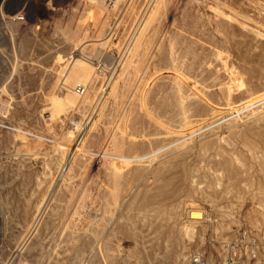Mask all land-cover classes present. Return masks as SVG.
<instances>
[{"label":"rangeland","instance_id":"1","mask_svg":"<svg viewBox=\"0 0 264 264\" xmlns=\"http://www.w3.org/2000/svg\"><path fill=\"white\" fill-rule=\"evenodd\" d=\"M43 2L0 39V264H264V0Z\"/></svg>","mask_w":264,"mask_h":264},{"label":"bare ground","instance_id":"2","mask_svg":"<svg viewBox=\"0 0 264 264\" xmlns=\"http://www.w3.org/2000/svg\"><path fill=\"white\" fill-rule=\"evenodd\" d=\"M100 2V1H99ZM102 2H103V0H102ZM101 2V3H102ZM118 2H120V1H118ZM129 1H127L126 2V4L128 3ZM163 2V1H162ZM124 3V2H123ZM130 3V2H129ZM160 3V2H159ZM119 4V3H118ZM128 5V4H127ZM159 5V4H158ZM130 6V5H129ZM128 7V6H127ZM102 8V7H101ZM112 9V8H111ZM129 9V8H128ZM103 10H104V8H103ZM213 10V9H212ZM217 9H215V10H213V12L214 11H216ZM121 11V10H120ZM218 11V10H217ZM125 12V11H124ZM123 12V13H124ZM220 12V11H219ZM226 12V11H225ZM229 12V11H228ZM227 12V13H228ZM231 12H233V11H231ZM215 13V12H214ZM217 13V12H216ZM218 15H219V13H217ZM221 15H223V14H221ZM240 15V14H239ZM144 16V15H143ZM174 17V16H173ZM187 17V16H186ZM223 17V16H222ZM225 17H227V16H225ZM224 17V18H225ZM142 21V20H141ZM236 21V20H235ZM234 21V22H235ZM246 21V20H245ZM136 22V21H135ZM168 22V21H167ZM197 22V21H196ZM171 23V22H170ZM200 23V22H199ZM250 23V22H249ZM212 24V23H211ZM239 24V23H238ZM242 25V24H241ZM240 25V26H241ZM244 26V25H243ZM248 26V24L246 25V27H244V30H246L247 28H249V26ZM167 27H168V25H167ZM170 27L172 28V26L170 25ZM242 27V26H241ZM150 28V27H149ZM191 28V27H190ZM246 28V29H245ZM252 28V27H251ZM250 28V30H252ZM168 29V28H167ZM167 29H165V30H167ZM173 30V29H172ZM30 31V30H29ZM169 31H170V29H169ZM247 31H249V29L247 30ZM165 32H167V31H165ZM249 32H251V31H249ZM147 34V33H146ZM166 34V33H165ZM170 34V33H169ZM176 34V33H175ZM6 35H9L10 37H12V39L14 38L13 37V33L11 32V29H9V26L7 25V24H5V27H3V28H1V30H0V39H3ZM25 35H27L28 37H26V36H23L24 38H30L31 36H30V33L28 32V33H25ZM179 35V34H178ZM168 36V35H167ZM206 36V35H205ZM175 37V36H174ZM178 37V36H177ZM164 38V37H163ZM173 38V37H172ZM197 38L199 39V37L197 36ZM185 39V38H184ZM215 39V38H214ZM224 39V38H223ZM30 40V39H29ZM104 40V39H103ZM106 40V39H105ZM162 41H163V39H162ZM169 41V40H168ZM14 42V41H13ZM137 42V41H136ZM197 42H199V41H197ZM213 42V41H212ZM225 42V41H224ZM15 43V42H14ZM169 43H171V42H169ZM168 43V44H169ZM217 43H219L218 41H217ZM146 44V43H145ZM156 44V43H155ZM81 45V44H80ZM86 45V44H85ZM177 45H178V43H177ZM181 45V44H180ZM219 45V44H218ZM135 46V45H134ZM175 46H176V44L174 45V48H175ZM154 48V47H153ZM170 48L171 47H169V50H170ZM179 48V47H178ZM219 48V47H218ZM148 49V48H147ZM103 50V49H102ZM172 50V49H171ZM153 51V50H152ZM176 51V50H175ZM186 51V50H185ZM81 52V51H80ZM178 52V51H177ZM143 53V52H142ZM183 53V52H182ZM171 54V53H170ZM169 54V55H170ZM185 54V53H184ZM188 54V53H187ZM171 57L173 56V54H171L170 55ZM185 56V55H184ZM204 56V55H203ZM151 57V56H150ZM150 59V58H149ZM132 60V59H131ZM181 61V60H180ZM151 62V61H150ZM149 62V63H150ZM210 62V61H209ZM86 63V62H85ZM148 63V64H149ZM161 63V62H160ZM173 65V64H172ZM150 66H151V64H150ZM234 66V65H233ZM236 66V65H235ZM84 67V66H83ZM146 68H147V66H146ZM143 69H144V67H143ZM161 70H162V68H160ZM93 70V69H92ZM141 70V69H140ZM159 70V69H158ZM175 70V69H174ZM136 71V70H135ZM138 71V70H137ZM163 71V70H162ZM167 71V70H166ZM230 71V70H229ZM87 72V71H86ZM93 72V71H92ZM95 72V71H94ZM145 72V71H144ZM157 71H155V73H156ZM164 72V71H163ZM168 72V71H167ZM171 72V71H170ZM226 72H227V70H226ZM85 73V72H84ZM146 73H147V69H146ZM173 73V72H172ZM175 73V72H174ZM177 73H180V72H177ZM182 74H184V73H182ZM139 75V74H138ZM167 75V74H166ZM174 75V74H173ZM172 75V76H173ZM185 75V74H184ZM183 75V76H184ZM83 76V75H82ZM87 76H89V75H87ZM175 76V75H174ZM177 76V75H176ZM181 76V75H180ZM228 76V75H227ZM230 76V75H229ZM237 76V75H236ZM142 77H143V75H142ZM141 77V78H142ZM172 78H174V77H172ZM184 78V77H183ZM217 78V77H216ZM220 78V77H219ZM83 79H85V78H83ZM130 79V78H129ZM158 79V78H157ZM164 79V78H163ZM225 79V78H224ZM223 79V80H224ZM240 79V78H239ZM167 79H165V81H166ZM176 80V79H175ZM177 80H179V77H178V79ZM191 80V79H190ZM211 80H214L213 79V77H212V79ZM219 80V79H218ZM234 80H236V79H234ZM84 81H86V80H84ZM179 81H181V80H179ZM183 81H185V79L183 80ZM183 81H181V82H183ZM238 81V80H237ZM240 81V80H239ZM133 82V81H132ZM146 82V81H145ZM172 82V81H171ZM178 82V81H177ZM187 82V81H186ZM192 82V81H191ZM240 82H242V81H240ZM240 82L238 83V84H240ZM174 83V82H173ZM184 84H185V82H183ZM221 83V82H220ZM223 83V82H222ZM242 84H243V82H242ZM186 85V84H185ZM191 85V84H190ZM244 85H245V83H244ZM113 86V85H112ZM115 86H117V85H114V87ZM125 86V85H124ZM131 86V85H130ZM193 86V85H192ZM203 86V85H202ZM223 86H225V85H223ZM114 87H113V89H114ZM138 87V86H137ZM146 87V86H145ZM176 87H178V86H176ZM243 87V86H242ZM201 88V87H200ZM256 88V87H255ZM133 89V88H132ZM140 89H142V88H140ZM227 89V88H226ZM115 90V89H114ZM136 90V89H135ZM198 90V89H197ZM246 90H248L247 89V87H246ZM141 91V90H140ZM144 91V90H143ZM180 91H181V88H180ZM179 91V92H180ZM194 91H195V89H194ZM227 91V90H226ZM126 92V91H125ZM137 92V91H136ZM142 92V91H141ZM188 92V91H187ZM193 92V91H192ZM217 92V91H216ZM86 93V92H85ZM123 93V92H122ZM225 93V92H224ZM263 93H264V91H263ZM262 93V95H257V97H253V98H255V99H252V100H246L247 102V104L245 105V106H248V105H250V104H252L254 101H256V100H259V99H264V94ZM115 94H116V92H115ZM136 94V93H135ZM226 94V93H225ZM261 94V93H260ZM134 95V94H133ZM141 95V94H140ZM186 95H187V93H186ZM200 95L202 96L203 94H201V91L200 92H198L197 93V91H196V93L194 92L193 93V95H191V96H193V98L194 99H196V100H199V99H202V97H200ZM205 95V94H204ZM225 96V95H224ZM232 96V95H231ZM255 96V95H254ZM114 97V96H113ZM141 97V96H140ZM159 97V96H158ZM204 97V96H203ZM130 98H132V97H130ZM180 98V97H179ZM189 98V97H188ZM223 98V97H222ZM227 98V97H226ZM230 98V97H229ZM252 98V97H251ZM250 98V99H251ZM122 99V98H121ZM120 99V100H121ZM207 99V98H206ZM205 99V100H206ZM247 99V98H246ZM133 100V99H132ZM139 100H142V99H140L139 98ZM180 100H182L183 101V99H180ZM190 100V99H189ZM188 100V101H189ZM224 100V99H223ZM129 101H130V99H129ZM181 101V102H182ZM185 101V100H184ZM207 101V100H206ZM209 101V100H208ZM262 101V100H261ZM133 102V101H132ZM257 102V101H256ZM263 102V101H262ZM209 103H210V105H212L211 104V102L209 101ZM226 103V102H225ZM227 103H229V101L227 102ZM255 103V102H254ZM261 103V102H260ZM222 104V103H221ZM257 104H259V103H257ZM181 105H183V102H182V104ZM215 105V104H214ZM145 106H146V104H145ZM230 106V105H229ZM231 106H233V105H231ZM236 106V105H235ZM255 106V105H254ZM253 106V107H254ZM125 107V106H124ZM182 107V106H181ZM207 107V106H206ZM209 107V106H208ZM221 107V106H220ZM251 107V106H250ZM183 108V107H182ZM189 108H191L192 109V106L191 107H189ZM184 109L186 110V104H185V106H184ZM183 109V110H184ZM190 109V110H191ZM209 109V111H212L213 112V115H215V114H221V111H222V108L220 109L219 107H216V106H212V107H209L208 108ZM237 108L235 107L234 108V110L237 112V110H236ZM249 109H251V108H249ZM147 110V109H146ZM183 110H182V112H183ZM184 110V111H185ZM193 110V109H192ZM261 110V109H260ZM240 111V110H239ZM251 111V110H250ZM191 112H193V111H191ZM223 112V111H222ZM252 112V111H251ZM123 113H124V111H123ZM122 113V114H123ZM188 113V112H187ZM239 113V112H238ZM238 113H236V114H238ZM121 114V115H122ZM151 114V113H150ZM150 114H149V112H147V115L149 116V118H150ZM182 114H184V112L182 113ZM202 114H204V115H207V110L206 109H204L203 110V112H202ZM223 114V113H222ZM253 114V113H252ZM120 115V116H121ZM125 115V114H124ZM235 116V115H234ZM238 116V115H237ZM245 116V115H244ZM124 117V116H123ZM215 117H216V115H215ZM239 117V116H238ZM118 118H119V116H118ZM148 118V119H149ZM152 118V121H153V118L154 117H151ZM203 118L204 117H202V120L201 121H205V120H203ZM229 118V117H228ZM246 118H248V117H246ZM128 119V118H127ZM155 119V118H154ZM194 119V118H193ZM208 119V118H207ZM211 119V118H210ZM209 119V120H210ZM241 119V118H240ZM151 120V119H150ZM184 120H185V116H184ZM242 120V119H241ZM248 120V119H247ZM250 120V121H249ZM248 120V122H254V121H258V123H255V124H253V125H249L248 127H247V129H248V131L249 132H251L252 133V135L254 134H257L258 136H264V126H260V124H259V122H261L262 120H264V116H262L261 114H253V116H252V118L251 119H249ZM123 121H124V119H123ZM158 121V120H157ZM157 121H155V122H157ZM201 121H198V123L199 122H201ZM244 121H245V119H244ZM160 122V121H159ZM159 122H157V123H159ZM195 122H196V118H195ZM216 121H213V122H207V123H201L200 125L196 122V124L198 125L197 127H199L200 129L198 130V131H196V132H198L199 133V131L201 130L202 131V129H204V127H205V125H209V127H210V125L211 124H213V123H215ZM222 122V121H221ZM236 122V121H235ZM124 123V122H123ZM125 123H126V121H125ZM163 122H161V124H162ZM220 123V122H219ZM131 124V123H130ZM129 124V125H130ZM133 124V123H132ZM164 124V123H163ZM162 124V125H163ZM184 124V123H183ZM195 124V125H196ZM217 124V123H216ZM258 124V125H257ZM124 125V124H123ZM127 125V124H126ZM148 125V124H147ZM161 125V126H162ZM176 125V124H175ZM186 125H187V123H186ZM190 125V124H189ZM194 125V124H193ZM194 125V126H195ZM230 125V124H229ZM233 125H235V123L234 124H231V127L229 128V129H232L234 126ZM117 126V125H116ZM157 126H159L158 124H157ZM164 126V125H163ZM167 127H169L168 125H166ZM188 126V125H187ZM166 127V128H167ZM175 127V126H174ZM186 127V126H185ZM193 127V126H192ZM208 127V128H209ZM114 128V127H113ZM116 128L117 127H115V131H116ZM135 128V127H134ZM161 128V127H160ZM163 128V127H162ZM162 128H161V130H162ZM188 128H190L189 126H188ZM124 129H125V127H124ZM123 129V130H124ZM127 129V128H126ZM174 130H175V128H173ZM207 129V128H206ZM135 130V129H134ZM155 130V129H154ZM177 130V129H176ZM214 130V129H213ZM224 130V129H223ZM222 130V131H223ZM113 131H114V129H113ZM114 131V132H115ZM146 131V130H145ZM200 131V132H201ZM221 131V130H220ZM112 132V131H111ZM196 132L194 133H191L189 130H187V133L185 134V138H187V139H192V137L196 134ZM116 133V132H115ZM115 133H113V135L115 134ZM111 135H112V133H111ZM118 135V134H117ZM108 136H110V134L108 135ZM115 136H116V134H115ZM112 137V142L115 144V146H114V148H117L118 150L119 149H121V150H123L121 147L122 146H120V145H124V142H123V144H119L118 142H119V140L116 138V137ZM121 136V135H120ZM129 136V135H128ZM210 136V135H209ZM212 136V135H211ZM118 137V136H117ZM124 137V136H123ZM133 137V136H132ZM129 138V137H128ZM130 138H131V136H130ZM193 138H196V137H193ZM223 138V137H222ZM254 138H256V137H254ZM119 139H122L123 140V138L122 137H120ZM188 140V141H189ZM224 140V139H223ZM222 140V141H223ZM226 140V139H225ZM106 141V140H105ZM110 141V140H109ZM121 141V140H120ZM128 141V140H127ZM132 141V140H131ZM181 141V140H180ZM221 141V140H220ZM107 142V141H106ZM179 142V141H178ZM177 142V143H178ZM190 142V141H189ZM110 143V142H109ZM176 143V142H175ZM206 143H208V142H206ZM112 144V143H111ZM111 144H108L109 146L111 145ZM174 144V143H173ZM227 144V143H226ZM76 145H77V141L76 142H74L73 143V148L71 149V152L69 153L71 156L72 155H74L75 153H76ZM107 145V146H108ZM171 146H173L172 144H170ZM175 145V144H174ZM112 146V145H111ZM111 146H110V148H111ZM183 146V145H182ZM181 146V147H182ZM190 146V145H189ZM200 146V145H199ZM76 147V148H75ZM124 147V146H123ZM170 147V146H169ZM107 148V147H106ZM109 148V149H110ZM184 149L186 148V147H183ZM189 148V147H188ZM199 148H201V147H199ZM112 149H113V146H112ZM116 149V150H117ZM129 149H131V148H129ZM118 150L117 151H115V150H112V151H115V152H117L118 153ZM120 150V151H121ZM108 151V150H107ZM107 151H106V153H107ZM110 151V150H109ZM119 151V152H120ZM130 151V150H129ZM174 151H176V153H177V150H173V152ZM209 151V150H208ZM219 151H220V149H219ZM115 152H113V153H115ZM170 152V151H169ZM112 152H109V155L111 154ZM256 153H258V152H256ZM103 154H105V153H103ZM108 154V153H107ZM116 154V153H115ZM124 154V153H123ZM165 154V153H164ZM163 154V155H164ZM231 154H233V153H231ZM86 155V154H85ZM116 155H120L119 153L118 154H116ZM154 155H156V154H154ZM166 155V154H165ZM173 155V154H172ZM171 155V156H172ZM198 155V154H197ZM103 156V155H102ZM106 156V155H105ZM111 156V155H110ZM114 156V155H113ZM112 156V157H113ZM168 156V154L166 155V157ZM176 156V155H175ZM107 157V156H106ZM112 157H109V158H112ZM115 157V156H114ZM146 157V156H145ZM165 156H164V159L166 158ZM180 157H182V156H180ZM102 158H104V157H102ZM135 158V157H134ZM155 158V157H154ZM172 158V157H171ZM98 159V158H97ZM99 159H101V158H99ZM150 159V158H149ZM159 159V158H158ZM161 159H163V158H161ZM182 159V158H181ZM218 159V158H217ZM107 160V159H106ZM105 160V162H107ZM111 160V159H110ZM160 160V159H159ZM168 159L166 158V161H167ZM112 161L114 162V158H112ZM140 161V159H130V158H126V157H117V158H115V163L113 164V165H111V166H113L112 168H114V169H116L117 168V163L118 162H120V163H126V162H139ZM157 161V159H153L151 162H150V166L152 167V165L153 164H155V162ZM168 161H171L170 160V158H169V160ZM167 161V162H168ZM97 162V161H96ZM104 162V163H105ZM111 162V161H110ZM154 162V163H153ZM161 162V161H160ZM186 162V161H185ZM249 162V161H248ZM163 163V162H162ZM169 163V162H168ZM237 163H238V161H237ZM107 164V163H106ZM177 164V163H176ZM101 165V164H100ZM163 165V164H162ZM178 165V164H177ZM211 165V164H210ZM109 166V165H108ZM111 166L108 168V169H110L111 168ZM159 166V165H158ZM164 166V165H163ZM226 166H228V162H225V167ZM100 167H102V166H100ZM171 167V166H170ZM177 167V166H176ZM158 168V167H157ZM257 168V167H256ZM105 169V168H104ZM163 169V168H162ZM168 169V168H167ZM173 169V168H172ZM100 170V169H99ZM170 171H172V170H170ZM115 172H117V177L119 176L118 174H119V172H118V170H115ZM168 172V171H167ZM221 172V171H220ZM157 173H159V172H156L155 174H157ZM153 174V173H152ZM165 174V173H164ZM155 177V176H154ZM256 181V180H255ZM158 183H161V182H158ZM116 207V206H115ZM194 209V208H193ZM188 211V210H187ZM203 214H205V213H201L200 211H193V210H191L190 212H189V217H188V219L190 220V223L193 225V224H196L198 221H200V220H202L203 219ZM205 219V218H204ZM186 228H188V227H186ZM188 231V230H187ZM187 231H185V232H187ZM191 232L193 231L192 229L190 230ZM188 233V232H187ZM194 233V232H193ZM192 233V234H193ZM190 234V233H189ZM192 234H191V237H192ZM29 235H30V233H29ZM187 235V234H186ZM194 235V234H193ZM103 236V235H102ZM29 237V236H28ZM188 237H190V235H188ZM30 238V237H29ZM193 238V237H192ZM99 239V238H98ZM101 239V238H100ZM97 246V245H96ZM95 246V247H96ZM106 247V246H105ZM103 250H104V248H103ZM105 251V250H104ZM179 259V258H178ZM185 259V258H184Z\"/></svg>","mask_w":264,"mask_h":264},{"label":"built area","instance_id":"3","mask_svg":"<svg viewBox=\"0 0 264 264\" xmlns=\"http://www.w3.org/2000/svg\"><path fill=\"white\" fill-rule=\"evenodd\" d=\"M37 0H0V30L5 24L12 23L24 30L31 26L30 24V8ZM44 3L43 0H40ZM23 30V31H24ZM9 36V35H8ZM10 37V36H9ZM204 215V214H203ZM238 248L237 244L235 248ZM189 264H207L202 256L192 255Z\"/></svg>","mask_w":264,"mask_h":264}]
</instances>
